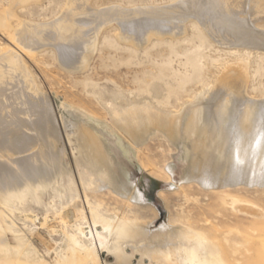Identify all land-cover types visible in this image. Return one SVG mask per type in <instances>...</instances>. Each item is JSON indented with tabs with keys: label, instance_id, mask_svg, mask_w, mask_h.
Listing matches in <instances>:
<instances>
[{
	"label": "rangeland",
	"instance_id": "rangeland-1",
	"mask_svg": "<svg viewBox=\"0 0 264 264\" xmlns=\"http://www.w3.org/2000/svg\"><path fill=\"white\" fill-rule=\"evenodd\" d=\"M179 1L89 0L88 4L95 11L113 7L131 11L137 7L162 9ZM67 4L68 0H38L13 6L11 0H0V13L14 7L18 20L45 25L61 18ZM186 18L178 33L152 34L141 41L128 39L118 21H111L92 33L94 36L90 34L92 41L85 47L83 62L74 69L63 66L52 45L28 43L29 49H36L31 55L19 50L11 35L0 31V56L10 48L21 59L27 81L33 85L24 89L30 95L25 99L30 102L27 107L36 102L50 105L61 133L54 153L57 158L63 154L61 164L58 162L61 168L43 172L44 176L37 179L35 171L25 167L23 181L17 165L10 161L15 163L18 156L21 159L32 152L9 155L0 149V175L6 179V174L15 173L19 177L11 178L13 187L8 182L5 186L9 188L0 186V264H63L68 235H76L84 247L95 248L100 264H195L201 249L208 264H264V188L241 186L206 192L195 183H183L192 152L201 146V112L212 94L220 97L230 92L226 84L230 78L228 81L237 87L244 81L242 89L248 97H264V51L220 45L196 18ZM18 20L11 19V27L22 25ZM263 20L254 22L255 31L264 32ZM94 27L98 29V23ZM17 78L13 80L21 81ZM132 107L138 116L136 129L141 132L148 128V134L136 144L129 140L124 125L128 121H122L126 117L120 113ZM147 114L151 124H147ZM71 124L81 132L68 136L74 129ZM93 139L96 143L92 144L108 157V169L118 179L132 183L142 194V201L133 203L108 185L96 190L99 183H95L86 145ZM9 144L5 141L12 148ZM43 168L37 171L43 174ZM32 179L35 182L29 181ZM235 202L257 208L262 216L238 212ZM114 217L128 220L145 232L133 238L145 246H115L113 234L104 231L107 222L101 220ZM162 226L183 228L196 235L186 248L187 257L180 256L177 263L166 258L170 246H150L162 238Z\"/></svg>",
	"mask_w": 264,
	"mask_h": 264
},
{
	"label": "bare ground",
	"instance_id": "bare-ground-1",
	"mask_svg": "<svg viewBox=\"0 0 264 264\" xmlns=\"http://www.w3.org/2000/svg\"><path fill=\"white\" fill-rule=\"evenodd\" d=\"M36 1L38 2V0H11V3L15 6L27 2L35 3ZM88 3L89 0H68L67 10L64 11L63 16L49 24L46 22L47 25H42L43 23L39 25L24 23L25 21L22 22L23 20L17 19L15 11H13L14 7H11L9 10L0 13V31L8 33L9 36L11 35V38L20 48L19 50L31 55L36 49L33 46L34 49H29L28 43L44 41L42 44L52 45L57 51L63 66L73 69L83 62L85 47L92 41L89 39L90 34L98 32L103 25L105 26L111 21H118V25L122 29L121 33L126 34L127 37H132L133 40L141 41V39L150 37L152 34L168 35L170 33H178L181 30V23L188 19L186 17L189 16L196 18L206 33L220 45L227 47L236 46V48L247 46L258 52L264 51V32L253 29L254 22L264 19L259 18L260 15L264 14V0H181L172 6L161 7L162 9L137 7L131 11L121 7L95 11L92 10L93 8L90 9V3ZM240 15L243 17H240ZM13 18H16L18 24L22 25L15 29L11 27L9 23ZM93 23L94 26L95 23H98V29L93 26ZM50 40H54V42ZM9 50L10 48L5 50L0 56V125H2L0 127V136L3 137L0 140V149L6 150L9 155L14 153L21 154L27 151L32 152L31 155H26V157H23V154L21 159L18 156V161H15V163L10 161V163L12 166L17 165V169H19V173L23 177L26 173L24 169L27 167L32 170V173L35 171L37 179H39V176H44L45 173L43 172H51L57 166L59 167L58 162L61 161H59V158L63 157V154L57 158L54 150L59 144L57 140L60 138L59 135L61 133L59 134L58 128H56V120L54 115H52L50 105L39 106L38 102L33 103V101V105L27 107L30 102L26 101L28 103L26 104L25 99H28L30 95L28 96L24 89L31 87L32 83L30 84V81H27L28 74L22 68L24 65L21 63V59L17 58ZM18 71L19 73L17 74ZM17 77L21 81L13 80ZM228 80H226V84L230 87V92H226L220 97L214 92L201 112V116L204 118L201 146L195 147V150H193L191 165L183 181V183H195L206 192L229 190L241 186L256 189L264 188V97L261 99L248 97L242 89L244 81L239 85L240 87H237L238 85H235L234 81ZM33 93L31 94L33 95ZM35 98L37 99V96ZM35 98L33 97L32 99L34 100ZM39 108H42V110L39 111ZM135 110L136 108L132 107L120 111L126 117L122 121H128L124 125L128 127L129 140L134 144L148 134V128L141 132L136 129L139 124H137L138 116ZM115 115L119 114L116 113ZM146 120L147 124H151L149 114H147ZM71 127H74V129H71V133H67L68 136L81 132L79 127L77 129L72 124ZM64 128L67 127L65 126ZM12 138H14V141ZM7 140L8 143L12 144V148L5 145ZM94 142L96 143L93 139L91 143L88 142L86 145H88L90 150L88 159L93 176H95V183H99L98 186L95 184L97 186L96 190L104 189L108 185V187H112V191L133 201V203L142 201V194L135 190L136 187L132 183L127 184L120 178L118 179L115 177L117 175L114 176V173L108 169V166L105 165L106 162H109L108 157L104 154V151L100 152L101 148L97 144H92ZM63 152L62 150L58 153L61 154ZM38 167H44L43 174L37 171ZM28 171L30 172V170ZM101 174L105 177L99 178ZM6 175L8 177L6 179L0 175V186L7 188L8 186H5L7 182L11 185V178L18 176L15 173ZM33 177L35 180L36 177ZM23 181H25V177ZM29 181H33V179ZM13 186L11 185V187ZM5 194L7 195L6 191ZM234 208L238 212L252 217L262 216L261 211L248 204L235 202ZM101 220L107 222V227L104 231L109 235L113 234V244L115 246L120 248L123 245L145 246L144 243L137 244L133 242L135 236H144L146 234L139 231L140 229H138L136 224L118 217H114L112 220L101 218ZM159 229L160 233L163 234L162 238L157 239L150 246H161V248L170 246L171 253L166 254V258L170 261L174 259V263H177L176 259L180 256L187 257L186 248L191 245L192 239L196 238V235L183 228L162 226ZM79 232L86 236L85 238L87 239V233L85 234L82 229ZM89 235L91 236L90 239L94 240L95 235L92 231H90ZM0 237L2 238L3 236L1 235ZM68 240V254L65 257L66 262L63 264H100L98 251L95 248L84 247L86 245H83L76 235H68ZM145 240L143 238V241ZM90 244L91 246H97L93 242ZM199 245L202 246L200 243ZM100 246L105 245L100 243ZM115 251L118 254L119 249L117 248ZM163 252L165 255V251ZM201 252L195 264H208ZM116 257H119L118 260L121 261L120 256L117 255Z\"/></svg>",
	"mask_w": 264,
	"mask_h": 264
}]
</instances>
